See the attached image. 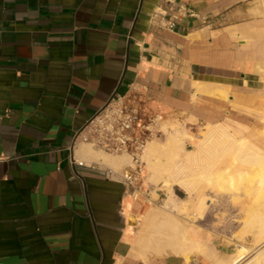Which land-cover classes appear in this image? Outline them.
<instances>
[{
	"label": "crops",
	"instance_id": "1",
	"mask_svg": "<svg viewBox=\"0 0 264 264\" xmlns=\"http://www.w3.org/2000/svg\"><path fill=\"white\" fill-rule=\"evenodd\" d=\"M175 2L0 0V264H201L131 254L122 170L71 148L118 95L191 129L264 104V0Z\"/></svg>",
	"mask_w": 264,
	"mask_h": 264
},
{
	"label": "bare ground",
	"instance_id": "2",
	"mask_svg": "<svg viewBox=\"0 0 264 264\" xmlns=\"http://www.w3.org/2000/svg\"><path fill=\"white\" fill-rule=\"evenodd\" d=\"M259 107H261L259 111L264 112V104ZM204 127H206L204 134L196 143L198 144V149L185 152L187 154H185L186 159L190 164L194 165V162L191 163V161L198 162V160H201L203 165L200 166V162L198 163L199 166L194 167L196 170L191 172L193 175L192 178L190 177L191 179L180 181L185 187L191 186L192 189H190L194 190L195 188L196 191V194L194 196L191 195V199L187 203L191 204L193 217L184 215L183 218L190 224L195 223L197 219L203 218L210 201L213 200L210 194L201 191V185L205 184L206 187L203 186L204 189L209 190V187L220 194L230 196L233 201L237 200L236 203H239L240 190H244L249 196V201L245 204L247 207L244 210L246 219L243 217L245 219L243 220V229L239 228V231H241L240 239L244 237L243 234L245 233H253L256 241L261 244L264 242V128L262 131L252 130L247 134H240V129H232L227 123L223 122H207ZM173 130L174 132H168L167 140L165 138L166 142H160L155 137L149 140L142 155L143 160L147 162L152 171L151 178L156 182H163V186L167 187L170 193L169 199L166 201L167 204L174 201V186L177 180L176 172L179 168V165L176 164L179 162L176 160L184 150L183 139L181 140L180 138V135L183 136L184 131L180 128H173ZM164 143H170L172 148L169 150L167 162L159 164L155 157L160 153V148H162ZM76 155L78 160H86V162L97 161L102 165L111 166L117 171L122 169L121 167L125 164H128V159L130 158L127 154L109 156L101 152H94L92 148L85 145L77 149ZM129 165L131 164L129 163ZM187 168L188 166L185 164L182 165V170ZM126 209L127 220H129L128 233H132L133 221L137 217L132 202L127 204ZM159 213L156 210H152L140 220V232L135 238L132 237L134 240L132 241L131 254L143 259H147L153 253L158 255L175 254L190 260L193 248L201 249L205 244L197 239V235L196 238L191 235V225L184 224L174 216ZM201 239L203 238L201 237ZM205 248L207 249V247ZM250 250V247L245 243L237 242V250L227 258L218 259L216 263L238 264V262L244 260L245 256L247 257ZM258 254L264 256V245L260 248ZM251 262L252 264L255 263L254 261Z\"/></svg>",
	"mask_w": 264,
	"mask_h": 264
},
{
	"label": "rangeland",
	"instance_id": "3",
	"mask_svg": "<svg viewBox=\"0 0 264 264\" xmlns=\"http://www.w3.org/2000/svg\"><path fill=\"white\" fill-rule=\"evenodd\" d=\"M251 109L247 110L248 112H245L244 110L240 112V114L242 115H239L238 118H242V119H238L239 120L238 123H235V120L232 121V124H236L237 130L238 128H240V134H247L248 132H251L252 130L262 131V129L264 128V120H263L264 112L259 111L258 108L256 109L254 108L255 110L253 108ZM181 118L182 117H178V116H174L172 119L164 117L161 122L162 133L159 134V136H155V138H158L160 142H166L168 132L170 131L174 132L173 128H180L184 131L183 136L180 135V138L181 140L183 139L182 145L185 151L183 150L179 154L176 160L177 162H179V163H176L179 165V168L177 169V172H176L177 180H176V185L174 186V195H173L174 201L171 202L170 204H167L166 201L169 199V196H170L169 195L170 193L167 187L163 186L164 184L163 182H156L151 178L152 171L149 168L147 162H145L146 170L143 173L144 176L141 179V181L144 184V189H146L147 191H150L151 199H154V200L158 199V200L153 204H147V203H144L143 198L140 197V200H138L137 203H135L134 212L137 215L136 220L133 221V230L135 231V236H137L140 232V228H141L139 225L140 220H142L143 217L148 212L152 210L154 211L156 210L157 213L160 212L159 214H166V215L174 216L175 218L181 220L184 224H188L189 226L191 225L190 227L192 229L191 235L192 236L194 235V238H196V235H197V239H199L202 243L205 244L203 247H201V249L197 248L198 249L197 250L193 248L190 260H193L195 262H201V264H217L216 262L218 259H222V257L223 259L227 258L230 256V254H232L233 252L237 250V242H243L246 245H248L251 250L248 253L249 255L247 254V257L245 256L243 258L244 260L238 262V264H250L251 261H254L255 262L254 264H264V258H263L264 256L258 254L260 251V248L264 245L263 244L264 242L261 244L257 242L255 235L253 233H245L243 234L244 237L240 239L241 231H239L240 230L239 228L243 229L242 228L244 226L243 220L246 219V213L244 210H246V207H247L245 204H247V201H249L248 200L249 196L247 195L246 191L240 190L241 194H240V197L238 198L239 203H236L237 200L233 201L230 196L220 194L216 192L215 190L210 189L208 186L207 187L209 190H207L206 188L204 189L203 186L206 187L205 184L201 185V191L203 193L210 194L213 200L210 201V205L207 207L203 218L197 219L195 223L193 222L190 224L187 221H185V219L183 218L184 215L193 217V212H192L193 209L191 207V204H187V203H189L188 200L191 199V195L194 196V194H196V191H195V188L194 190H191L192 189L191 186L185 187L182 183H180V181L187 180L188 178L191 179L193 176L191 172L196 170L194 167L199 166L198 163L200 162H201L200 166L203 165V162L201 160H198V162L191 161V163L194 162V165L190 164V162L186 159L185 152L188 150L198 149V144L196 143L198 139H200L203 136L204 130L206 128L204 126L207 125V122L206 121L199 122L198 127L196 129H191L193 126L192 119L187 118V120L185 121V119L183 118L181 119ZM87 146H89L93 150H97V152L99 153L101 152L109 156L120 155V154L106 153L102 150L92 147L91 145H87ZM171 148L172 147L170 143H164V145H162V148H160L161 149L160 153L158 154V156L155 157L159 164H163L164 162H167L166 159L168 158V155L170 152L169 150ZM123 154H127V153H123ZM127 155L130 157L128 159L129 162L128 164H125L124 166L121 167L122 171H123V168L126 169L129 166V163L131 164L132 162L131 156L129 154ZM184 164L188 166V168L185 170H182V165ZM190 165H193V166H190ZM181 178L182 180H180ZM241 196L243 197L241 198ZM131 201L132 200H130V202ZM232 201L235 202L236 204L233 203ZM243 217H245V219ZM201 237L204 240L201 239ZM205 247H207V249ZM153 255H158V254L153 253L150 256H153ZM160 255H165V254H160ZM210 256L212 257L210 258ZM257 261H260V262H257Z\"/></svg>",
	"mask_w": 264,
	"mask_h": 264
},
{
	"label": "built area",
	"instance_id": "4",
	"mask_svg": "<svg viewBox=\"0 0 264 264\" xmlns=\"http://www.w3.org/2000/svg\"><path fill=\"white\" fill-rule=\"evenodd\" d=\"M165 1L175 9V0ZM162 120L160 115L145 117L137 102L118 95L92 114L75 132L71 148L74 150L78 144H87L109 154H129L132 163L119 177L126 186L125 195L132 201L142 197L144 203L153 204L158 199H151L150 191L144 189L141 181L146 170L142 155L148 141L162 133Z\"/></svg>",
	"mask_w": 264,
	"mask_h": 264
}]
</instances>
